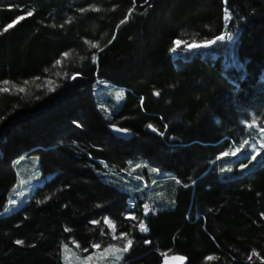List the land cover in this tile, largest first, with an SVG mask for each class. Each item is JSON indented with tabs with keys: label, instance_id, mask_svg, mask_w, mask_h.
<instances>
[{
	"label": "trees",
	"instance_id": "16d2710c",
	"mask_svg": "<svg viewBox=\"0 0 264 264\" xmlns=\"http://www.w3.org/2000/svg\"><path fill=\"white\" fill-rule=\"evenodd\" d=\"M223 33L234 60L228 39L186 49ZM263 122L264 0H0V264H67L121 236V264H264V160L238 176L220 162ZM23 157L53 178L5 212ZM167 179L166 210L126 219L127 186Z\"/></svg>",
	"mask_w": 264,
	"mask_h": 264
},
{
	"label": "rangeland",
	"instance_id": "374dc122",
	"mask_svg": "<svg viewBox=\"0 0 264 264\" xmlns=\"http://www.w3.org/2000/svg\"><path fill=\"white\" fill-rule=\"evenodd\" d=\"M225 19L229 20L230 18L229 16H225ZM11 26L12 25H10L9 27ZM227 39L229 41L227 42L226 45L229 47L230 51L226 53L225 57L234 60L232 57V50H233L232 48L234 46V42L236 38L228 37ZM224 41L225 40L221 41L220 43L222 42L224 43ZM175 46L176 48H173L171 54V60L173 59L180 60L181 54L176 50L179 49L180 45L176 44ZM230 65L233 64L231 63ZM121 92L122 91L118 89H111L109 91L110 94L109 102L111 103H110V107L106 106L108 112L107 114H105L108 118H110L109 112L111 111V108L115 104H119L120 101H122L123 96ZM104 97L107 98L106 95H104ZM100 99H102V97ZM247 128L249 129L250 132L249 136L243 139L239 145H234L232 149L229 151V154L223 155V158L220 160V162L222 163L221 168L225 173L229 174L230 176H238L243 173H246L247 171L252 169L255 165L260 164L264 160V122L261 124L253 123L252 125H248ZM27 160L30 159L28 157H23L15 164L17 184L14 187L12 194H10V198L6 206L7 209L5 210V212L11 210V212L14 213L18 211L20 208L24 207L29 202V200L27 199L33 194L34 190L36 188H41L46 182L50 181L53 178L52 176L41 178L40 174H38V163H34L33 166H31L30 168L25 167L24 163L27 162ZM103 173L105 177H108L107 180L114 179L117 182L121 181L120 183L124 181L126 182V184H137L138 181L136 177H139L134 173L129 174L128 175L129 177L126 176L122 177L120 176L121 173H117V171L115 172L113 170L110 171L105 166L103 167ZM167 180L168 182L164 181L161 185L164 186L162 187L163 190L162 189L157 190V192H155V190L151 191L150 188L147 190L144 187H143L144 189H142L141 191L133 192L130 186H127L128 192L130 191V198L127 201L126 219H130V220L134 219L135 216L133 214L137 211L138 207L142 211L145 220L150 215H153L154 212L160 210V207L161 210L158 212H163L164 210H166L163 209L164 207L159 203V198H164L168 194V191L170 189L169 188L170 181L169 179ZM152 182H155V184L153 185L159 184L158 181L156 183L155 178ZM174 183L177 185L176 181H174ZM146 186L149 187L150 185L147 184ZM131 193L133 195H131ZM136 193L139 196H141L140 198L141 203L139 204V206L137 204L138 202H140V200L138 198H135ZM104 225L107 226V228L110 230L113 236V231H114L113 224L106 221ZM138 229L140 233H142L143 235L148 234V229L144 221L141 222ZM118 240L119 242H115L116 244L114 246H112L111 248L107 249L104 252H102V250H99L98 247L94 246L91 249L92 252L90 254H86V256L83 257L75 254L74 255L67 254L66 256L67 264H99V263L121 264L124 255H126L129 252L131 244L130 242L124 240L122 236ZM109 250L111 251L110 252L111 254L109 253Z\"/></svg>",
	"mask_w": 264,
	"mask_h": 264
},
{
	"label": "water",
	"instance_id": "95a60500",
	"mask_svg": "<svg viewBox=\"0 0 264 264\" xmlns=\"http://www.w3.org/2000/svg\"><path fill=\"white\" fill-rule=\"evenodd\" d=\"M216 42H213L211 44L206 45L207 48L215 46ZM192 49H199L198 47H191ZM155 98H158V95H155ZM110 133L117 139L128 141L133 139L134 135L133 133L120 129L115 126H109L108 127ZM150 131L154 133V130L152 128H149ZM162 264H187V259L179 256V255H172V256H166L162 258Z\"/></svg>",
	"mask_w": 264,
	"mask_h": 264
},
{
	"label": "built area",
	"instance_id": "2783aa9c",
	"mask_svg": "<svg viewBox=\"0 0 264 264\" xmlns=\"http://www.w3.org/2000/svg\"><path fill=\"white\" fill-rule=\"evenodd\" d=\"M227 21H229V20H227ZM228 37H229V35H228L227 33H223V34H221L220 36L217 37V42H216L215 45H217L218 43H220V42L223 41V40L226 41ZM224 38H225V39H224ZM225 41H224V42H225ZM222 43H223V42H222ZM208 44H211V43L208 42L207 45H208ZM180 46H181V44H180ZM197 47H198V48H202V49H203V48H207L206 45H200V44H197ZM210 48H211V47H210ZM186 49H187L188 51H191L192 48L189 47V45H188V46L186 47Z\"/></svg>",
	"mask_w": 264,
	"mask_h": 264
},
{
	"label": "bare ground",
	"instance_id": "6f19581e",
	"mask_svg": "<svg viewBox=\"0 0 264 264\" xmlns=\"http://www.w3.org/2000/svg\"><path fill=\"white\" fill-rule=\"evenodd\" d=\"M226 16H228V14H226ZM227 18V17H226ZM226 20V19H225ZM213 42H217V38H215L214 40H212V41H210L209 43H213ZM208 43V42H207ZM207 43H204V44H200V45H207ZM219 44V43H218ZM178 45H180V44H178ZM216 46V45H215ZM189 47H197V44H192V45H189ZM175 48H176V46H175ZM212 48V47H211ZM205 49H210V48H203V50H205ZM177 50V49H176ZM200 50H202V48H199V49H197V50H195V49H191V52H197V51H200ZM190 53V52H189ZM184 54V53H183ZM175 55V54H174ZM180 57V56H179ZM173 60H175V59H173Z\"/></svg>",
	"mask_w": 264,
	"mask_h": 264
}]
</instances>
